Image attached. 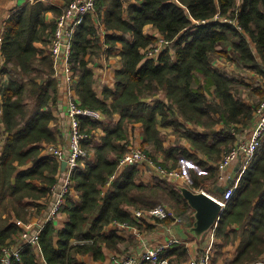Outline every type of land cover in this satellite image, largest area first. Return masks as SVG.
I'll use <instances>...</instances> for the list:
<instances>
[{"label": "trees", "instance_id": "trees-1", "mask_svg": "<svg viewBox=\"0 0 264 264\" xmlns=\"http://www.w3.org/2000/svg\"><path fill=\"white\" fill-rule=\"evenodd\" d=\"M62 1L60 7L26 2L0 25V251L20 243L22 225L33 209L40 213L46 207L57 183L58 162L42 157L41 150L58 138L49 124L55 120L59 84L45 52L55 23L46 22L45 13L58 16L70 0ZM146 26L159 37L144 32ZM160 38L168 41L166 47L155 57L145 56ZM104 44L110 49L120 45L121 68L114 74V90L105 89L98 98L89 63ZM217 58L246 69L251 80H264V0H96L95 12L84 16L73 35L69 62L77 76L74 89L79 107L99 110L109 120L117 113L119 120L103 126L79 117L88 135L98 126L105 134L92 149L90 136L83 142L93 160L87 156L79 161L71 174L78 200L65 195L64 225L43 224L38 237L43 264H84L78 257L86 254L98 263L105 250L127 253L119 250L124 239L103 229L113 220L140 228L129 209L163 202L174 215L164 223L178 218L185 230L192 225L193 210L173 180L160 176L154 184L143 183L137 180L138 166L128 164L110 182L127 150V143H121L126 124L141 125V149L154 163L175 168L180 158L191 161L200 171L189 168L190 189L222 197L217 163L250 126L264 84L218 69L213 65ZM167 128L175 138L169 146L161 130ZM212 229L223 243L240 236L231 264L264 261V136ZM38 254L22 246L19 261L10 264H41ZM162 255L173 256L170 264L187 258L179 244Z\"/></svg>", "mask_w": 264, "mask_h": 264}, {"label": "built area", "instance_id": "built-area-1", "mask_svg": "<svg viewBox=\"0 0 264 264\" xmlns=\"http://www.w3.org/2000/svg\"><path fill=\"white\" fill-rule=\"evenodd\" d=\"M95 10L96 0H70L63 7L62 12L56 16L54 29L48 39L47 51L52 60L53 77L57 79L59 86L61 85L62 92L66 98L65 115L67 121V142L65 148L55 144H47L42 148V151L46 155L53 157L57 162H65V166L61 171V186L57 187L53 185L51 187V191L56 199L45 222L54 220L56 213L63 203L65 195L69 193L72 172L78 166L79 161L87 156V151L83 147V142L89 135L82 130L79 117L85 116L93 120L100 118V111L79 107L74 89L77 76L73 74L69 62L75 29L81 23L85 15L93 14ZM167 44L168 41L162 38L158 39L157 42L145 52V56L155 57ZM263 136L264 96L253 112L247 139L236 140L223 152L221 159L217 163L220 180L228 179L229 177L224 175L225 170L234 162L238 164L237 170L232 177L233 185H227L223 190L222 197L220 199L216 198L220 203L221 209L224 208L226 202L232 197L240 177L243 175L256 150L260 146ZM141 162H146V164L152 167L161 177H166L170 180L184 177L181 170L157 165L149 159L141 149L135 147H129L127 149L124 155L119 159L118 166L122 167L128 164H138ZM133 217L138 221L149 218L163 226V221L168 217H174V215L170 208L158 204L150 209H136ZM173 222L178 223V219L174 218L172 223ZM43 223H24L20 233V243L4 245L1 248L0 264H10L12 260L19 261V253L22 246H38V237ZM110 225L115 230L127 228L135 230L136 227L128 222L117 220L111 221ZM174 242V239L169 238L161 245L145 248L138 253H116L110 257L109 264H168L167 259L162 258L160 253ZM209 253L210 251L207 249L201 257L192 260L190 264H211ZM259 263L264 264V261Z\"/></svg>", "mask_w": 264, "mask_h": 264}, {"label": "crops", "instance_id": "crops-1", "mask_svg": "<svg viewBox=\"0 0 264 264\" xmlns=\"http://www.w3.org/2000/svg\"><path fill=\"white\" fill-rule=\"evenodd\" d=\"M34 0H0V25L2 26L5 19L8 17V15L14 11L15 8H18L22 6L26 2H32ZM43 3H51L53 5H56L58 7L64 5V1L62 0H41ZM56 16H53L52 12H46L45 13V21L46 22H54ZM144 32H148L156 37H159L157 31L155 29L150 28L149 26H146L144 28ZM41 47V44H37ZM120 45L116 44L111 49L108 48L107 45H103L102 52L98 57H94L91 62L89 63V68L92 70L93 77L95 83L93 84V88L96 91V95L98 98H103V91L105 89H109L111 91L114 90V74L117 70L121 68V60H120ZM45 52L48 54L47 47H45ZM215 66V64L213 63ZM219 69V68H218ZM221 70V69H220ZM229 74V73H228ZM249 74H252L249 72ZM248 76V75H247ZM251 78V77H249ZM77 78L75 79L76 83ZM248 81V80H247ZM59 84V83H58ZM77 97V95H76ZM159 97H163V95H160ZM78 102V98L76 99ZM112 100V96H109L105 102L109 103ZM66 98L64 97V94L62 92L61 85L58 88V104L57 107L53 110V114L55 116V120L51 121L49 126L53 130H56L58 132V138L56 144L64 147L67 142V121H66ZM99 111V110H98ZM89 118V117H88ZM92 121H98L101 122L103 126H108V124H116L119 120V114L114 113L112 116V119L109 120L104 117L102 112L100 111V118L97 120H93L89 118ZM251 126V124H250ZM250 126L244 131L241 132L237 136V140H245L248 137ZM125 130V139L121 143L126 142L127 149L129 147H135L141 149V141H142V128L139 123L135 124H126L124 126ZM166 136V140L164 142L165 146H169L174 142V136L172 134L166 133L170 131V128L167 129H161ZM105 134L103 128L101 126L95 127L91 130V136L89 138V148L92 149L94 146H99L101 143V137ZM182 145L188 148V143L185 141H181ZM45 146V144H42V147ZM142 150V149H141ZM127 151V150H126ZM125 151V152H126ZM143 151V150H142ZM41 156L46 157V155L41 150ZM88 156V157H87ZM87 158L93 160V151L87 152ZM49 157V156H48ZM158 159H161V155H158ZM82 161V160H81ZM179 166L175 167V169L181 170L184 177L179 179H174L173 181H176V183L182 182H189V186L191 184V179L189 175V168L192 167L197 171H200L197 166H195L191 161L185 160L180 158ZM138 168L140 169V173L138 176V181H141L146 184H154L157 182L158 175L152 167H150L146 162H141L136 164ZM238 164L234 162L230 167H228L224 175L226 177H229L228 179L222 180V186H225L229 181L232 182V177L234 176L233 172L237 170ZM125 166L117 168V171L114 175L110 177V182L113 180L115 175H119L123 170ZM63 170V169H62ZM61 163L58 162V173L56 175L57 183L55 184L57 187L61 186L62 184V175H61ZM230 175V176H229ZM221 182V181H220ZM109 183H107L104 188L103 192L105 193L109 188ZM207 185H209L207 183ZM188 186V187H189ZM190 188V187H189ZM192 190V189H191ZM193 191H204L205 193L220 199L217 194L212 192H207L203 188H200L198 190ZM70 199L72 201H77L78 196L76 192L72 189L70 185L69 193ZM56 197L54 194L51 196L50 202L46 205L44 209L41 210L40 213H35V210H32L31 217L28 218V221L26 223H32V224H40L45 223V219L55 201ZM65 200H63L62 205L60 206L59 211L56 213L53 224L56 228H61L64 223L67 220V215L64 211H62L61 207L64 205ZM136 209H129L130 213L134 214V211ZM133 219L140 224V228L135 227L134 229H123V230H115L111 227L110 223L104 227L103 232L108 233L109 231L115 232L118 236H120L124 241L119 245L120 252H127V253H138L141 252L145 248H151L155 247L157 245H161L165 243V241L169 238H172L175 240L174 244H179L185 247L187 252V258L179 262L177 264H190V262L194 259H198L203 255V253L209 249L210 251V259L212 261L213 258H216L220 261H223L224 259H227L228 257L233 254V252H236L237 248L239 247L241 243L240 236L238 237H229V241L227 243H223L220 239L214 238L213 236V229L210 230V232L207 234L206 237H204V240L198 241L195 237L190 235L186 230L185 227L180 225L179 223L171 222L169 225L163 222V224L166 226L160 225V223H156L154 220L146 218L142 221H138L133 217ZM47 222V221H46ZM43 223V224H44ZM23 226V225H22ZM203 241V242H202ZM170 245V246H171ZM34 248L35 252L39 253L38 246H31ZM168 247V246H167ZM167 247L165 249H167ZM163 251L160 253V256L162 258L167 259L168 264H170L169 260L170 257L173 256H163ZM118 252L105 250L104 253V260L102 262H94L89 255H84L78 257L79 260L83 261L84 264H109V259L112 255L116 254ZM38 261L39 263L43 264V259L38 254Z\"/></svg>", "mask_w": 264, "mask_h": 264}, {"label": "water", "instance_id": "water-1", "mask_svg": "<svg viewBox=\"0 0 264 264\" xmlns=\"http://www.w3.org/2000/svg\"><path fill=\"white\" fill-rule=\"evenodd\" d=\"M65 162H61V170ZM235 172H233L234 174ZM230 181L227 183V185ZM225 185V187L227 186ZM183 199L193 210V223L186 231L193 237L199 239L203 233L216 226L222 211L217 199L204 191H193L186 186H178Z\"/></svg>", "mask_w": 264, "mask_h": 264}, {"label": "rangeland", "instance_id": "rangeland-1", "mask_svg": "<svg viewBox=\"0 0 264 264\" xmlns=\"http://www.w3.org/2000/svg\"><path fill=\"white\" fill-rule=\"evenodd\" d=\"M214 64H215V66L217 68L225 71L226 73H229L230 75H235V76L237 75V76L243 77L246 80H248L249 82L259 81V83L262 82L264 84V80H260L259 76H254V80H251L249 77H251L253 74H249V72L246 69L241 68L236 63H233V62H230V61H227V60H223V59L221 60V59H218L217 58V59L214 60ZM166 133H168V132H166ZM55 145H57V144H55ZM218 175H219V173H218ZM173 182L176 183V181H173ZM221 183H222V180H220L219 179V176H218V182H217V184L222 186ZM177 184H178V186H186V187L189 186V182H182L181 181L180 183H177ZM225 185H227V184H225ZM224 188H225V186H224ZM159 204L164 205V206H167L168 208H170L169 205H167V204H165L163 202H160ZM178 223H179V219H178ZM209 232H210V230L206 231L205 233H203V235L199 239H197V238L196 239L198 241L204 240V237H206ZM234 255H235V252H233V254H231L230 257H228L227 259H224L223 261H220V260H218L216 258H213L212 261H211V264H231L230 262L233 259ZM259 262L260 261H257L256 263H252V264H260Z\"/></svg>", "mask_w": 264, "mask_h": 264}]
</instances>
